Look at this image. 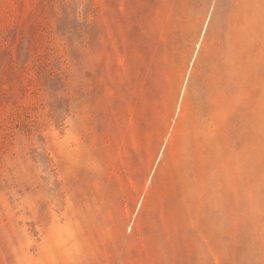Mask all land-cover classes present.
Returning <instances> with one entry per match:
<instances>
[{
	"label": "rangeland",
	"instance_id": "rangeland-1",
	"mask_svg": "<svg viewBox=\"0 0 264 264\" xmlns=\"http://www.w3.org/2000/svg\"><path fill=\"white\" fill-rule=\"evenodd\" d=\"M0 264H264V0H0Z\"/></svg>",
	"mask_w": 264,
	"mask_h": 264
}]
</instances>
